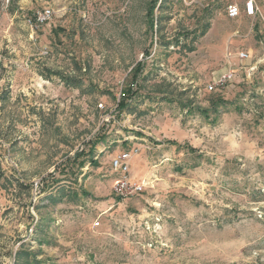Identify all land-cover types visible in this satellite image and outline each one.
Instances as JSON below:
<instances>
[{"label":"rangeland","instance_id":"rangeland-1","mask_svg":"<svg viewBox=\"0 0 264 264\" xmlns=\"http://www.w3.org/2000/svg\"><path fill=\"white\" fill-rule=\"evenodd\" d=\"M245 1L0 0V264H264Z\"/></svg>","mask_w":264,"mask_h":264},{"label":"built area","instance_id":"built-area-1","mask_svg":"<svg viewBox=\"0 0 264 264\" xmlns=\"http://www.w3.org/2000/svg\"><path fill=\"white\" fill-rule=\"evenodd\" d=\"M226 15L229 19H235L237 18L241 11L240 8L235 4H228L226 7ZM257 7L253 0H246L244 2L242 13L247 17H253L256 15ZM45 14H48L49 12L45 11ZM45 14H40L39 17L45 18ZM226 79H220L215 85H219L224 83ZM213 88V86H209V88ZM129 160L130 155L127 152H123L118 154L113 159V168L116 171H120L119 178L117 179V188L115 189V192L124 194V196H131L133 194H138L142 191V188L140 185H137L135 182H132L128 178V171H129ZM98 223H96V226Z\"/></svg>","mask_w":264,"mask_h":264},{"label":"trees","instance_id":"trees-1","mask_svg":"<svg viewBox=\"0 0 264 264\" xmlns=\"http://www.w3.org/2000/svg\"><path fill=\"white\" fill-rule=\"evenodd\" d=\"M0 12H1V5H0ZM152 12H153V10L150 12L151 15H152ZM151 22H152V20H151Z\"/></svg>","mask_w":264,"mask_h":264}]
</instances>
